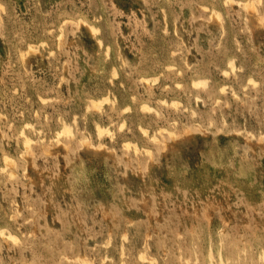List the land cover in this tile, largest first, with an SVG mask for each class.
<instances>
[{
	"label": "rangeland",
	"instance_id": "rangeland-1",
	"mask_svg": "<svg viewBox=\"0 0 264 264\" xmlns=\"http://www.w3.org/2000/svg\"><path fill=\"white\" fill-rule=\"evenodd\" d=\"M0 228V264H264V0H0Z\"/></svg>",
	"mask_w": 264,
	"mask_h": 264
},
{
	"label": "bare ground",
	"instance_id": "bare-ground-1",
	"mask_svg": "<svg viewBox=\"0 0 264 264\" xmlns=\"http://www.w3.org/2000/svg\"><path fill=\"white\" fill-rule=\"evenodd\" d=\"M252 1V0H251ZM259 1V0H258ZM228 3V2H227ZM248 5V3H245V5ZM249 6H250V3H249ZM253 5H251V7H252ZM247 7V6H246ZM249 8V7H248ZM212 11V10H211ZM210 11V12H211ZM216 13V12H215ZM214 13V14H215ZM219 16V15H218ZM164 17V16H163ZM217 17V16H216ZM215 17V18H216ZM218 19V18H217ZM82 22H84V21H82ZM61 30V29H60ZM90 31L92 32V33H95L97 30L96 29H94L93 27H91V25H90ZM60 32V31H59ZM61 33V32H60ZM60 33H59V36H60ZM58 36V37H59ZM98 43L100 44V41L98 40ZM31 49V48H30ZM106 50H107V48H106ZM107 52V51H106ZM105 55H106V53H105ZM106 57V56H105ZM230 61V60H229ZM169 68V67H168ZM230 69V68H229ZM114 72V71H113ZM231 72V71H230ZM223 73V72H222ZM227 73V72H226ZM143 79H144V77H143ZM192 85V84H191ZM193 85L194 86H205L206 85V82L204 81V80H197V81H194L193 82ZM83 98V97H82ZM106 101V100H105ZM89 103V105H90V103H92V105H90V106H95V105H100L102 102L100 101V100H92V102H88ZM87 107V106H86ZM100 107V106H99ZM142 107V106H141ZM144 107V106H143ZM145 108H147V107H144V109ZM86 109V108H85ZM141 109H143V108H141ZM148 110H149V107L147 108ZM146 109V110H147ZM98 111V110H97ZM64 124V123H63ZM61 125H62V123H61ZM66 125H68V124H66ZM65 125V127L63 126V130H61V133H63L62 131H64L66 134L67 133H70V128L68 129L67 128V126ZM25 126V125H24ZM28 126V125H27ZM98 126V125H97ZM69 127V126H68ZM101 128V127H100ZM62 129V128H61ZM140 130H142V129H140ZM144 128H143V133L142 134H144L145 132H144ZM99 131V130H98ZM103 131H104V129H103ZM107 131V130H106ZM101 132V131H100ZM58 133H60V130H59V132ZM101 133H103V132H101ZM100 133V134H101ZM107 133H109V132H107ZM71 134V133H70ZM98 134V133H97ZM147 134V133H146ZM21 135H23V134H21ZM63 135V134H62ZM70 136V135H69ZM97 137H98V135H97ZM25 138H28V137H25ZM24 139V138H23ZM24 140H26V139H24ZM23 140V141H24ZM31 141V140H30ZM29 141V142H30ZM125 146V145H124ZM28 147V146H27ZM134 152V151H133ZM1 229V228H0ZM8 232V231H7ZM0 234H3V233H0ZM7 236V235H6ZM12 238L13 239V235L12 234H8V236H7V238ZM12 239H11V241H12ZM13 242V241H12ZM122 253V252H121ZM210 254V253H209ZM141 255H143V254H141ZM139 257V256H138ZM220 257V256H219ZM141 258V257H140ZM261 258H262V260H263V257L261 256ZM210 259V258H209ZM209 259L207 260V261H209ZM142 260V259H141ZM261 260V261H262ZM121 261V260H120ZM218 261L220 262L221 260H220V258L218 259ZM264 261V260H263ZM210 262V261H209ZM209 262H208V264H209ZM225 262V261H224ZM82 263V262H81ZM214 263V262H213ZM218 263V262H217ZM226 263V262H225ZM220 264H221V262H220Z\"/></svg>",
	"mask_w": 264,
	"mask_h": 264
}]
</instances>
